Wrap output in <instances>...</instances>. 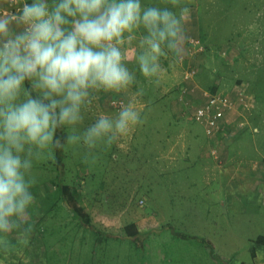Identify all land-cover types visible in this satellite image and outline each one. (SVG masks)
Returning <instances> with one entry per match:
<instances>
[{"label": "rangeland", "instance_id": "rangeland-1", "mask_svg": "<svg viewBox=\"0 0 264 264\" xmlns=\"http://www.w3.org/2000/svg\"><path fill=\"white\" fill-rule=\"evenodd\" d=\"M184 1L191 9L189 34L209 46L194 53L187 45L184 60L198 67L200 90L229 93L241 83L256 91L255 105L246 112L250 127L232 138L209 140L204 127L177 100L186 67L171 54L162 58L166 71L157 84L130 61L135 83L127 92L98 93L79 131L100 114H118L114 101H134L144 111V123L107 145L110 160L104 144L91 151L83 144L66 146L65 181L80 185L79 200L91 214L92 226L81 224L58 203V189L51 183L56 175L52 153L33 164L36 204L30 209L29 243L17 245L13 233L10 240L17 249L8 255L0 252V264L253 263L252 248L257 247V235L264 233L258 225L262 209L242 189L255 174L264 175L253 167L264 160V0ZM7 4L0 2V8ZM139 38L136 34L132 46ZM224 49L230 50L227 57L222 56ZM198 100L196 96L195 103ZM210 166L228 173V190L219 172L206 178ZM131 223L139 229L136 238L124 232Z\"/></svg>", "mask_w": 264, "mask_h": 264}, {"label": "clouds", "instance_id": "clouds-1", "mask_svg": "<svg viewBox=\"0 0 264 264\" xmlns=\"http://www.w3.org/2000/svg\"><path fill=\"white\" fill-rule=\"evenodd\" d=\"M6 2L22 4L0 13V252L8 255L29 243L34 161L63 150L65 140L89 151L111 146L142 125L130 101L79 131L98 93L127 92L135 83L130 61L158 84L166 71L162 58L171 54L181 63L192 37L186 27L191 9L183 0H167L172 8L142 0ZM66 126L72 134L58 136Z\"/></svg>", "mask_w": 264, "mask_h": 264}, {"label": "built area", "instance_id": "built-area-1", "mask_svg": "<svg viewBox=\"0 0 264 264\" xmlns=\"http://www.w3.org/2000/svg\"><path fill=\"white\" fill-rule=\"evenodd\" d=\"M26 2L30 3L29 0H26ZM21 6L22 4L11 8L7 4L5 7L0 8V13L18 11ZM188 45L190 52L202 53L206 50L202 41L196 37L192 38ZM228 55L229 51L224 49L222 56L227 57ZM182 65L186 68H184V75L180 83L179 99L184 105H188L190 98L199 97L197 103L194 101L190 107V116L193 121L204 127L207 136H221L223 139H228L246 127H250L246 112L254 107L256 100L254 93L247 86L241 83L235 84L229 93L218 89H215V91L200 90L196 80L198 67L193 66L191 63H183ZM113 103L115 106L123 104L121 101H114ZM253 130L255 131V128ZM211 153L216 155L217 149L212 148Z\"/></svg>", "mask_w": 264, "mask_h": 264}, {"label": "trees", "instance_id": "trees-1", "mask_svg": "<svg viewBox=\"0 0 264 264\" xmlns=\"http://www.w3.org/2000/svg\"><path fill=\"white\" fill-rule=\"evenodd\" d=\"M153 1V2H152ZM158 4L154 2V0H142V3L145 6H154V7H171V5L166 1V0H157ZM194 1H198V0H194ZM183 2L185 3V1L183 0ZM196 4L194 3V6ZM177 11V9H176ZM140 36V33H137ZM201 40V39H200ZM202 43L204 44L206 50L209 48L208 44L204 43L202 41ZM221 49V48H219ZM230 51V50H228ZM186 64L188 63L187 61L183 60L181 63H179L182 67V64ZM195 62H193L192 64H194ZM184 86V84H182ZM211 91H215V88L209 89ZM252 93H254V95L256 94L253 89L251 90ZM179 93H180V89H179ZM179 95V94H178ZM178 102L181 103L179 96H178ZM195 98H190L189 99V104L185 105V108L187 110V113L190 114L191 112V105L192 103H194ZM189 111V112H188ZM58 136L61 137H67L69 135H71V133H69L67 127H64L62 130L57 132ZM149 136V135H148ZM207 138L209 140H214V137H209L207 136ZM68 142L65 140V147L63 150H53V161H51V163L54 165V170L56 175L54 176L55 178H53L52 180V184L55 185V187L58 189V203H62L63 205H65L67 207V209L70 211V213H72V217H74L76 220H78L81 224L83 225H88V226H92V217L91 214L86 210V208L83 206V204L81 203V201L79 200V196H80V185L76 182H67L65 181V176H66V162L65 159L67 158L66 155V146H67ZM211 146H217V144H213ZM106 147H108L107 145H104V148L106 149ZM103 148V146L100 148V150ZM99 150V149H98ZM105 153V151H104ZM106 154L109 157V160L112 157V149H110L108 147ZM116 162H111V164L113 165ZM115 168H113V172H115ZM112 173V172H110ZM57 203V202H55ZM57 203V204H58ZM56 205V204H53ZM42 232V231H41ZM98 232V231H96ZM124 232L125 234L130 237V238H136L139 234V229L137 227V225L135 223H131L127 226H125L124 228ZM101 238L96 237L95 241H98V243L100 242ZM133 240V239H131ZM256 242L259 244H264V235H259L256 239ZM97 243V242H96Z\"/></svg>", "mask_w": 264, "mask_h": 264}, {"label": "crops", "instance_id": "crops-1", "mask_svg": "<svg viewBox=\"0 0 264 264\" xmlns=\"http://www.w3.org/2000/svg\"><path fill=\"white\" fill-rule=\"evenodd\" d=\"M30 1V0H29ZM0 2H6V0H0ZM187 29H188V23L186 25ZM178 64V63H177ZM182 81V80H181ZM142 94V93H141ZM143 97V96H142ZM147 107L151 108L152 105L151 102L149 101V103H147ZM144 112L141 110V113ZM173 113H175V110L172 111ZM195 139V138H194ZM156 157H159L158 155ZM261 163H259L256 166L257 169H261L262 171H264V160L260 161ZM218 172L220 173V176L223 178H225V186L226 189L228 190L229 187V175L227 172H225V170H216L215 168L210 166L209 169V173L206 174V178H210V177H216L218 175ZM250 186H244L242 191L246 194L252 195V203H255V205H257L258 207H260V209H262L261 214L259 215L260 220L259 222V226L264 227V175L259 174V175H254L253 176V180L250 181ZM242 188V187H241ZM245 201H247V199L244 197L243 198ZM249 201V200H248ZM259 235H264V233H259ZM257 235V236H259ZM256 248H252V258H253V263L252 264H264V244H259L257 243Z\"/></svg>", "mask_w": 264, "mask_h": 264}]
</instances>
